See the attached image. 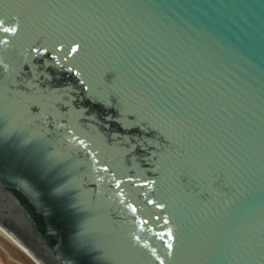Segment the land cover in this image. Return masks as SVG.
I'll return each instance as SVG.
<instances>
[{
	"label": "water",
	"instance_id": "1",
	"mask_svg": "<svg viewBox=\"0 0 264 264\" xmlns=\"http://www.w3.org/2000/svg\"><path fill=\"white\" fill-rule=\"evenodd\" d=\"M0 230L38 264H264V0H0Z\"/></svg>",
	"mask_w": 264,
	"mask_h": 264
},
{
	"label": "rangeland",
	"instance_id": "2",
	"mask_svg": "<svg viewBox=\"0 0 264 264\" xmlns=\"http://www.w3.org/2000/svg\"><path fill=\"white\" fill-rule=\"evenodd\" d=\"M0 264H38L0 230Z\"/></svg>",
	"mask_w": 264,
	"mask_h": 264
}]
</instances>
